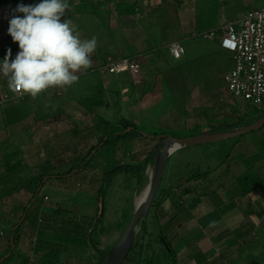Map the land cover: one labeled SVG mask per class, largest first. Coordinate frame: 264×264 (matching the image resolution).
Listing matches in <instances>:
<instances>
[{
	"label": "crops",
	"instance_id": "obj_1",
	"mask_svg": "<svg viewBox=\"0 0 264 264\" xmlns=\"http://www.w3.org/2000/svg\"><path fill=\"white\" fill-rule=\"evenodd\" d=\"M39 2L40 0H9L0 4V59H3L9 48L12 58L19 51L18 43L13 42L7 33L13 9L19 3L29 5ZM68 3L70 7L64 18L75 26L81 39L96 38L97 46L91 54L92 63L87 69L77 73L78 80L71 87H50L36 98L28 95L25 101L0 106V133L4 134L6 142L20 144L33 130L58 127L57 131L63 128V132L72 129L75 132H69L70 135L83 139L87 135L80 137L77 136L78 133L82 136L83 131L91 130L90 144H95L97 140L101 141L99 120H107L104 119L105 108L112 109L113 104L118 107L117 103L120 101L139 112L140 118L135 119L136 123L142 122L149 128L158 129L160 124L166 123L174 109L158 108V96L161 93L166 96L171 95V92L175 94L172 88L178 78L184 81L186 72L189 75L192 72L203 73L206 71V67H202L206 64L204 61H213L214 55L225 59V64L220 69L223 80L224 75L234 67L233 54L222 47L221 39L217 43V49H214V55L189 57L191 46L185 48L187 58L174 62L176 59L170 53V46L177 42L184 45L198 35L192 32L188 34L184 30V25L193 24L191 21L183 22L193 16L189 13L193 10L191 7L190 10L187 7L182 10V7L187 6L184 0H68ZM242 13L244 12L237 19ZM209 35H205L208 43L214 41ZM159 48L167 52H158ZM204 57L209 58L204 60ZM110 58L114 61H137L141 67L142 83L135 85L129 72L109 73L106 67ZM5 93L14 91L8 88L6 78L0 76V95ZM258 109L264 111V108ZM39 117L41 120H38ZM170 122L172 127L175 126L173 123H177V126L184 128L181 130L205 125L196 122L190 127L181 125V120ZM89 123L90 126H87ZM155 146L144 151L140 157H135L132 151L131 154H126L130 157L121 161H140L141 158L150 157L156 151ZM95 147L92 146L88 154ZM177 151L170 156L168 163ZM224 151L219 155V160L222 163L225 161L222 168L189 174L182 178L186 184L169 183L165 188L161 186L164 193L159 198L161 207L157 211L159 230L171 243L175 264H264V152L247 151L244 157H239ZM246 176L249 179L242 184L241 179ZM2 177L5 176H0V179ZM27 193L28 191L21 190L0 199V208L5 207V212L0 211V222L6 221L13 228L19 224L26 205L16 199ZM93 208L94 211L100 210V203H96V199ZM38 210H42V205L38 206ZM41 214L40 212L38 217L41 218L37 222L39 233H35L31 224L24 223L19 243L12 252L18 248V257L23 256L26 251L31 253L29 259L22 264H43L45 259L38 252L35 254L28 243H36L38 246L40 239L43 243H50L53 239L50 235L58 232L54 227L57 223H47ZM17 218L16 224L14 221ZM77 226L80 228L81 224ZM89 226H92L91 220L87 222V227ZM87 227L83 230L86 241ZM12 242V236L0 242V258L11 250ZM85 245L89 248L86 250L88 263L84 264H98L99 259L93 257L91 246ZM165 255L169 257L164 249L161 250V256Z\"/></svg>",
	"mask_w": 264,
	"mask_h": 264
},
{
	"label": "rangeland",
	"instance_id": "obj_2",
	"mask_svg": "<svg viewBox=\"0 0 264 264\" xmlns=\"http://www.w3.org/2000/svg\"><path fill=\"white\" fill-rule=\"evenodd\" d=\"M8 1L0 0V4ZM184 3L187 6L182 7L183 11L186 7L189 10L190 7L193 9L189 12L193 14L192 18L183 21L185 23L191 21L193 24L184 25V30L188 34L191 32L198 34L195 39L191 38L183 45L186 49L192 46L189 57L216 54L214 49H217V43L222 38L221 34L223 35V32L221 31L229 23L237 19L241 12L251 8H264V0H184ZM209 34L213 36L214 41L208 43L205 35ZM205 45L208 47H205ZM159 51L167 52L162 48H159ZM185 58L187 57L184 55L183 59ZM208 58L204 57V60ZM208 60L204 61L206 62L205 65H202V67H206V71L203 73L195 74L192 72L193 74L189 75L186 72L184 81L178 78L173 83L174 88L172 90H175V94L171 92V95L166 96L161 93L158 96V108L161 110L163 108H174L170 113L171 115L166 119V123L160 124L158 129L149 128L148 125L142 122L136 123L135 119L140 118L139 112L134 108H128L123 101L118 102V98L116 100L118 107L115 104L112 105L116 110L105 108L104 116L106 118L104 119L114 122L113 124L117 128L116 131L124 130L125 122H129L137 126L140 134L135 133L133 128L129 127L122 133L127 135L132 132L135 135L133 138L122 139L119 143H111L105 147H103L104 142H102L99 147H96V151H93L94 156L88 167L79 172L76 170L70 175H65L72 167L83 162L92 146L95 147L100 143L97 140L95 144H90L91 130L83 131L82 136L78 133L77 136L80 137L87 135V138L83 139L70 135V133L75 132L72 129L67 132H63V128L57 131L59 130L58 127L50 130L38 129L37 131L33 130L31 135L26 137L27 139H23V143L20 144L12 141L6 142V137L3 133H0V176L9 173L5 166L6 154L12 152L17 153L12 164H15L17 160L22 162L19 171L16 172V175H19L20 178L37 177L45 173L55 175L53 176L55 178L48 180L40 194L36 195L33 201L31 200L33 196L31 192L21 195V198L17 196L16 199L28 208L29 213L25 224H31L36 234L39 233L37 222L38 218H41L38 217L40 212L47 223L50 224L51 221L57 223L54 227L58 232L50 235L53 238L50 243H43L42 239L38 242V246H36V243L35 245L31 242L28 243L35 250V254L38 252L41 258L45 259L43 264H84L88 261L86 260V250L89 248L85 244L91 246V252L96 259L100 258L98 251H109L117 244L134 215L139 199L148 189L155 172V160L153 159V161L151 157L141 158L140 161L128 160L122 162L121 160L130 157L126 154L129 155L132 151H134L135 157H140L144 151L153 148L156 145L153 142V137H155L158 144L157 139L162 135L154 136V134L159 128L160 130H172L175 136L178 133L179 136L185 137L188 132L181 130L184 128L177 126V123H173L175 126L172 127L171 120H177L178 122L181 120V125L193 127L196 122L206 124L207 118H210L215 120L213 124L218 126L215 128L217 130L224 129L219 127V124H224V122L236 124L240 122L241 117L246 115L248 117L247 121L245 120V123H241V125H244L240 126L244 127L247 122L259 116L261 111L258 107L247 103L243 98L233 99L227 93L223 72L220 70L225 64L223 56L216 57L214 55L213 61ZM177 61L179 62V60L174 62L178 63ZM197 76L201 78L200 83L196 81ZM185 119L188 121L185 122ZM102 120H99V122H102ZM152 123L154 122H149V124ZM87 126H90V123ZM112 129H109V131H112ZM215 132H225V130ZM111 139L115 138L110 136ZM236 145L239 146L235 147ZM223 150H225L224 152L228 151L230 155L239 157H244L247 151L259 150L264 152V128L216 144L179 149L165 169L162 188H165L169 183L173 185L186 184L185 181H182V178L188 177L189 174L222 168L225 161L222 163L219 160V155L222 154ZM145 163H147L146 167L144 166ZM119 166L139 167V176H135L133 172H123L113 178L110 185L107 186L104 179L113 169ZM58 175L63 176L57 178ZM248 179L249 176L242 178L241 183L243 184ZM102 187L103 191L101 192ZM94 199H96V203L99 201L100 209L104 200L102 227L97 222L100 210H92ZM29 202L31 204L28 206ZM40 205H42L41 211L38 210ZM12 210L14 211V209ZM0 211L5 212V207L0 208ZM155 212L154 207L146 219L148 230L155 235L150 236V234H147L146 238L141 241L144 247L142 256H139V249H137L136 252L130 254L124 264H138L139 262L145 264L146 260L151 258H157L155 264H173L170 257L161 256V250L165 246L155 241V238L161 237L159 224L153 223L156 216ZM88 220L92 221V226H89V228L87 227ZM17 221L18 218L14 222L17 224ZM78 224H81L80 228H78ZM85 227H87V241L83 238ZM14 229L6 221L0 222V234L2 235L0 242L11 237ZM101 230L104 232H101ZM142 235L141 223L137 230L136 241L138 238L141 239ZM90 238H93V241H90ZM149 240H152V247L146 249ZM28 244H26V247H29ZM17 252L18 248H16L10 259L1 264H22L29 259L31 254L26 251L23 256L18 257L17 254L19 253ZM9 253L10 251L0 260L7 258Z\"/></svg>",
	"mask_w": 264,
	"mask_h": 264
},
{
	"label": "clouds",
	"instance_id": "obj_3",
	"mask_svg": "<svg viewBox=\"0 0 264 264\" xmlns=\"http://www.w3.org/2000/svg\"><path fill=\"white\" fill-rule=\"evenodd\" d=\"M69 7L68 0H40L13 9L7 33L19 51L12 58L9 48L0 59V76L10 90L36 98L50 87H71L91 65L96 38L81 39L64 18Z\"/></svg>",
	"mask_w": 264,
	"mask_h": 264
},
{
	"label": "built area",
	"instance_id": "obj_4",
	"mask_svg": "<svg viewBox=\"0 0 264 264\" xmlns=\"http://www.w3.org/2000/svg\"><path fill=\"white\" fill-rule=\"evenodd\" d=\"M222 45L233 54L234 67L224 75L227 93L232 98H243L249 104L264 108V8L251 9L239 19L229 23L222 31ZM210 39L213 36H208ZM174 59L186 54L185 47L177 42L170 46ZM111 74L129 72L135 85L142 83L141 67L137 61L108 59ZM28 94L21 92L0 95V106L25 101Z\"/></svg>",
	"mask_w": 264,
	"mask_h": 264
},
{
	"label": "trees",
	"instance_id": "obj_5",
	"mask_svg": "<svg viewBox=\"0 0 264 264\" xmlns=\"http://www.w3.org/2000/svg\"><path fill=\"white\" fill-rule=\"evenodd\" d=\"M196 81H198V83H200L201 82V78L197 76ZM263 115H264V111L260 112L259 116L256 119H253L252 121L250 120L251 122L250 121L247 122L246 125L254 122L255 120L259 119ZM247 118L248 117H246V115L241 117L240 122H238L236 124L235 123L234 124H229L227 122H224V124H219L220 125L219 127L224 128V129H217V130L215 128L218 127V126H215V124H213L215 120L207 118V122H206L205 125H197L193 129L186 130L188 132V135L185 136V137L184 136L183 137L179 136L178 133L175 136L173 134L172 130H169V129L158 130V131L155 132L154 136H158V135L161 134L164 137H166L167 135H171V136H173L175 138H187V137L197 136V135H200V134H203V133H207V132L224 131V130L225 131H232L233 129L240 128V126H243L244 124L241 125V123H245V120L247 121ZM38 120H41V118L39 117ZM239 123H240V125H239ZM125 124H126L125 125V129H128L129 127H132L133 131H135V133H139L138 132V128H137V126L135 124H131L129 122L128 123L125 122ZM98 125H99L98 129H100L102 134H101V137H100L101 141L96 147H99L102 142H104L103 147H105V146H107V145H109L111 143L112 144L119 143V142H121L122 139H127V138H131V137L133 138L135 136V135H133L134 133H132V132H130L127 135L123 134L122 131H124L125 129L116 131L117 128L115 127V125L113 123L109 122L108 120H102V122L99 123ZM111 128H113L112 131H109V129H111ZM204 128H208V129H204ZM110 136H111V138H115V139H111L110 140ZM96 147L94 149H92V151L83 160V162H81L77 166L72 167L71 170L65 175H70L76 170L79 172V171L87 168L88 165L90 164L93 156H94L93 151H96ZM156 154H157V152H155V153L150 155L152 160L153 159L155 160ZM6 155L7 156H6V164H5V166L7 167V170L9 171V173L7 175H5V177H2V179H0V199H4V198H7V197H10V196L14 195L16 192L24 190V191L31 192L33 194L32 198H31V200L33 201V199L36 197V195L40 194L43 186L48 182V180L52 179V178H55V177H53L55 175H51L50 173H45V174H42L41 176L30 177V178H27V179L20 178L19 175H16V172L19 171L18 169L22 165L21 160H17L15 164H12V161L16 157L17 153L16 152H12V153L6 154ZM144 166L146 167L147 163H145ZM138 171H139V167L119 166V167L113 169L107 175V177L104 179V182L107 184V186H109L111 181L113 180V178H115L118 174L123 173V172H133L135 176H139ZM60 176H63V175H58L57 178H62ZM45 177H48V180L45 183H43ZM38 191H40V192L38 193ZM102 191H103V187L101 189V192ZM163 193H164V190L160 189V191H159L158 195L156 196V198H155V200L153 202V205L151 207V208L155 207V210H156V216H155V218L153 220V223H155V224H159L157 211H158V208L161 207V203L159 202V198H160V196ZM31 202L28 203V206L31 204ZM28 213H29L28 212V208L26 207L24 212H23V215L20 218L19 224H17L16 227H14L15 229L13 231L12 238H13V243L15 244V247H17V245L19 243L20 232L22 230L23 224L25 223V221H26V219L28 217ZM100 213H101V209H100ZM149 215H150V213H149ZM24 217H25V219H24ZM146 219L142 222L143 235L141 236V239L138 238L137 241L135 240V244H134L130 254H133L134 252H136L137 249H139L138 254H139V256H142L143 255V251H144V249H143L144 247L141 244V241L146 238L147 234H150V236L151 235L152 236L155 235L154 233H151L152 231L148 230V223L146 222ZM103 220H104V217H101V214H99V218H98L97 222H98V225H100L101 227L103 226L102 225L103 224ZM101 232H104V231L101 230ZM160 236L161 237H157V239L155 238V241L160 243L162 246H165V247H163L165 249L164 250L165 253L168 254V256L171 258L173 264H175L176 258H175L173 249L171 248V245H170L171 243L167 240V238L164 235V233H162ZM90 241H93V238H90ZM151 247H152V240H149V243L147 244L146 249H150ZM166 247H168V248H166ZM98 252L100 254V258H99V263L98 264H102L105 256L110 252V250L109 251H98ZM12 255H13V253L7 259H10L12 257ZM129 256H128V258H129ZM128 258H127V260H128ZM7 259H5V261ZM156 261H157V258H151V259L146 260L145 264H155ZM158 262H159V260H158ZM138 264H141V262H139Z\"/></svg>",
	"mask_w": 264,
	"mask_h": 264
},
{
	"label": "water",
	"instance_id": "obj_6",
	"mask_svg": "<svg viewBox=\"0 0 264 264\" xmlns=\"http://www.w3.org/2000/svg\"><path fill=\"white\" fill-rule=\"evenodd\" d=\"M263 128L264 115L254 122L244 127L233 129L232 131L207 132L187 138H175L171 135H167L166 137H158L157 141H159V143L157 144L155 149L157 151V154L155 156V172L152 181L147 189L148 193L145 199L136 206L134 215L126 230L124 231L117 244L105 256L102 264H124L127 260L135 244L138 227L148 217L151 211L153 202L161 189L168 160L175 151L182 148L198 147L228 141L255 131H259ZM154 138L155 137H153V139ZM47 180L48 177L44 179L43 183H45ZM39 192L40 191H38V193ZM102 203L103 205L101 208V217L104 216V200ZM14 249L15 244L12 242L8 257L12 254ZM5 259L6 258L0 260V264L3 263Z\"/></svg>",
	"mask_w": 264,
	"mask_h": 264
},
{
	"label": "bare ground",
	"instance_id": "obj_7",
	"mask_svg": "<svg viewBox=\"0 0 264 264\" xmlns=\"http://www.w3.org/2000/svg\"><path fill=\"white\" fill-rule=\"evenodd\" d=\"M147 190L144 192V194L141 196V198L139 199V201H138V204H140L144 199H145V197H146V195H147Z\"/></svg>",
	"mask_w": 264,
	"mask_h": 264
}]
</instances>
